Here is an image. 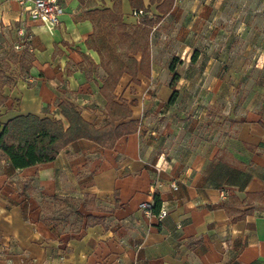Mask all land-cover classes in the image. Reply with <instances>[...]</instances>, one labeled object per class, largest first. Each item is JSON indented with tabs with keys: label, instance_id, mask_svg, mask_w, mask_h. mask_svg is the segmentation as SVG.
Here are the masks:
<instances>
[{
	"label": "crops",
	"instance_id": "crops-1",
	"mask_svg": "<svg viewBox=\"0 0 264 264\" xmlns=\"http://www.w3.org/2000/svg\"><path fill=\"white\" fill-rule=\"evenodd\" d=\"M57 1L63 13L50 27L19 1L0 0V34L23 30L33 57L29 74L4 86L0 121L32 114L67 127L58 109L65 101L102 127L107 74L87 42L98 43L103 22L86 13L114 0ZM160 2L142 0L150 18L160 16ZM121 11L127 27L137 24L130 0ZM108 38L122 54L118 36ZM148 43L149 76L138 72L135 83L124 73L114 91L139 122L136 134L110 150L77 140L24 169L0 160V264H264V203L248 199L264 201V0H175ZM153 189L167 210L161 222L139 210ZM55 196L94 199L92 210L79 204L80 231L74 216L42 220V199ZM230 198L244 204L227 213ZM88 215L103 222L85 228Z\"/></svg>",
	"mask_w": 264,
	"mask_h": 264
},
{
	"label": "trees",
	"instance_id": "trees-1",
	"mask_svg": "<svg viewBox=\"0 0 264 264\" xmlns=\"http://www.w3.org/2000/svg\"><path fill=\"white\" fill-rule=\"evenodd\" d=\"M121 1L114 0L111 9L93 10L86 13L93 20L95 26L96 23L103 22L99 23V28H97V35L101 34L98 43L94 38H91L87 42V46L98 50L101 65L107 74L100 87V93L106 101L107 124L95 128L81 117L72 104L65 101L58 105V109L66 121L67 127L60 120L48 117L40 118L32 114L15 116L4 123L0 121V160H8L13 169H24L54 161L61 150L77 140H87L101 148L110 150L120 138L137 133L139 122L132 119V112L126 102L116 101L114 91L124 73L130 75L135 83L138 82L136 80L138 72L149 76V34L153 26L171 11L175 0H162L156 8L160 16L154 19L149 17L142 0H130V5L134 10L143 12L139 16L137 24L133 27H127L123 23ZM111 34H116L122 42V46L125 47L122 54L116 53L112 47L107 45L108 35ZM26 37H24V40ZM96 44L99 45V49ZM101 49H105L107 54L100 53ZM139 53L141 59L140 62H137L134 56ZM11 54L18 66L19 75L25 78L29 74L33 60L29 52L28 41H24L20 54L15 51H12ZM129 55H132V57H128ZM8 68L7 63L0 62V107L8 100L7 97L3 96L4 86L13 82L6 76L5 72ZM170 71L174 73L173 67ZM174 78H176V75H173ZM134 104L131 103V105ZM261 125L264 128L262 122ZM24 190L27 192L32 191L29 181L24 183ZM248 199H260L261 203H264L260 194L248 195ZM50 200V203L45 199L41 201L42 209L48 210V213L42 216V220L50 224L56 221L65 222L70 216H74L73 226L76 232L81 230L83 222V217L78 212L79 204L81 203L85 210H92V204H94V199L88 196H85L82 201L56 196ZM249 200L246 204L250 203ZM243 204L244 202L230 198L224 204V207L226 212L230 213V211L236 212L237 208L243 206ZM160 207V200L157 195H154L153 213L157 214ZM95 209L99 210L101 208ZM251 213L252 209H247L233 220ZM102 222L103 219L88 215L85 218L84 227L94 226Z\"/></svg>",
	"mask_w": 264,
	"mask_h": 264
},
{
	"label": "built area",
	"instance_id": "built-area-1",
	"mask_svg": "<svg viewBox=\"0 0 264 264\" xmlns=\"http://www.w3.org/2000/svg\"><path fill=\"white\" fill-rule=\"evenodd\" d=\"M21 5L24 6V10L28 17L32 20H40L50 27H54L59 23V16L63 13V10L57 0H17ZM143 14L141 10L134 11L133 16L139 17ZM26 33L23 30L18 31L19 39L21 43L18 48H20L24 41L30 39L29 36L26 37ZM24 37L26 39L24 40ZM159 172V170H157ZM157 183L154 185V189ZM171 188L177 190V185L172 183ZM154 189L148 195V198L139 204V210L149 218L155 217L157 221L161 222L167 216V210L164 207H160L157 214L153 213L154 208Z\"/></svg>",
	"mask_w": 264,
	"mask_h": 264
},
{
	"label": "rangeland",
	"instance_id": "rangeland-1",
	"mask_svg": "<svg viewBox=\"0 0 264 264\" xmlns=\"http://www.w3.org/2000/svg\"><path fill=\"white\" fill-rule=\"evenodd\" d=\"M20 43L21 40L18 36H3L0 34V62L7 63L9 65L8 70H6V74L10 79H15L19 76V70L16 63L14 62L11 52H21L22 46L20 48L17 47L20 45Z\"/></svg>",
	"mask_w": 264,
	"mask_h": 264
}]
</instances>
